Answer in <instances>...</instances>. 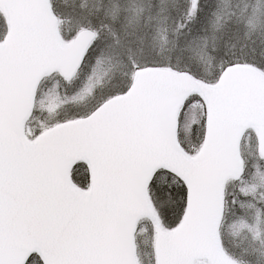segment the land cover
<instances>
[{
	"label": "snow or ice",
	"instance_id": "obj_1",
	"mask_svg": "<svg viewBox=\"0 0 264 264\" xmlns=\"http://www.w3.org/2000/svg\"><path fill=\"white\" fill-rule=\"evenodd\" d=\"M0 264H264V0H0Z\"/></svg>",
	"mask_w": 264,
	"mask_h": 264
}]
</instances>
